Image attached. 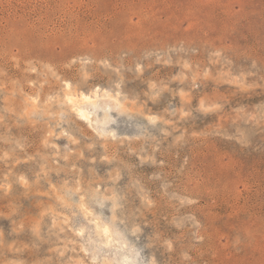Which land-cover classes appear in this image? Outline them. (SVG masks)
<instances>
[{
    "label": "rangeland",
    "instance_id": "obj_1",
    "mask_svg": "<svg viewBox=\"0 0 264 264\" xmlns=\"http://www.w3.org/2000/svg\"><path fill=\"white\" fill-rule=\"evenodd\" d=\"M130 250L264 264V0H0V264Z\"/></svg>",
    "mask_w": 264,
    "mask_h": 264
},
{
    "label": "bare ground",
    "instance_id": "obj_2",
    "mask_svg": "<svg viewBox=\"0 0 264 264\" xmlns=\"http://www.w3.org/2000/svg\"><path fill=\"white\" fill-rule=\"evenodd\" d=\"M68 87H69V84L66 83V88L65 89H67V90L64 93L65 94V100L67 101V103L69 105H71L70 106L71 109L74 110L79 117L87 120L90 124H92V121H94L93 111L98 106V103L100 102L101 98L104 95H109L112 98V104H113L114 107H120L121 108L123 106V104H124V102L119 100L116 96H112L111 94H109L110 92L109 93L102 92L101 94H98L97 91H93L92 95H85L83 93L74 94L73 92H71L69 90ZM102 102H105V101H102ZM105 106L110 107L109 104H106ZM105 115L106 114L103 115V118H104ZM100 231L102 232L103 236L105 237L106 242H109L111 240H113L115 242H118V241L122 242V241H120L119 236L114 234V232H112V230L110 229V227L107 224H103L101 226V228H100ZM126 252H127V250H126ZM135 253L136 252L131 251V250L128 253H123L124 259H123V263L122 264H139L138 261H137V256L135 255Z\"/></svg>",
    "mask_w": 264,
    "mask_h": 264
}]
</instances>
